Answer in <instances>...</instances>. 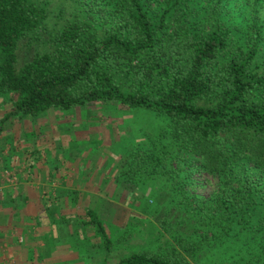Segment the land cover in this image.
Segmentation results:
<instances>
[{
	"label": "trees",
	"instance_id": "trees-1",
	"mask_svg": "<svg viewBox=\"0 0 264 264\" xmlns=\"http://www.w3.org/2000/svg\"><path fill=\"white\" fill-rule=\"evenodd\" d=\"M48 1L0 0V120L93 101L165 116L114 176L161 182L144 211L164 246L112 264H264V0Z\"/></svg>",
	"mask_w": 264,
	"mask_h": 264
},
{
	"label": "rangeland",
	"instance_id": "rangeland-1",
	"mask_svg": "<svg viewBox=\"0 0 264 264\" xmlns=\"http://www.w3.org/2000/svg\"><path fill=\"white\" fill-rule=\"evenodd\" d=\"M59 3L60 0H49L47 5L55 12ZM10 106L7 96H1L0 116L7 113L6 111L10 109ZM164 118L163 114L156 113L152 108L121 107L115 102L93 101L66 109L48 106L31 118H14L7 115L4 121L0 120V145L4 149H15L16 146L23 144L32 149L29 151L30 153L36 154L35 157H33V153L30 154L32 157L30 158L34 161L38 158L42 159V156L44 161L48 160L49 157L44 156L48 155L46 150L50 154L52 151L58 154V152L68 151L70 148L74 152H83L90 147L93 149V155H96L99 151L101 154L106 155L108 161L114 162L118 159L117 167H119L121 156L127 154L128 150L135 144L145 142L149 136L156 133L164 123ZM13 134L15 135L13 136ZM71 134L73 136L72 142L71 139L64 140L65 137L67 138ZM5 135L6 137L12 135L14 144L9 145L8 140L11 139H7ZM23 141L24 143H22ZM76 156L78 155L68 156L65 160L74 158L71 162L75 161V164L78 162ZM58 161L60 160L58 159ZM58 161L57 158L54 159L55 163H58ZM102 161L104 160H98V162L93 160L89 163L95 169L96 165H101ZM117 171L118 168L115 174H117ZM193 178L194 183L191 189L195 192L207 195L212 190L214 179L210 175L204 172H196ZM92 184L107 186L106 190L104 188V190H100V196H103V200H110L105 201L106 203L102 202L96 213L101 217L102 215L112 217H108V221H103L110 234V241L107 245L108 250L101 240L100 244L98 242H92L93 244H91L90 240L83 239L82 233L79 231L74 232V229L68 232V224L66 226L64 222L61 223L60 220H57L54 224L55 234L44 233L40 237H26L24 239L20 251L22 258L14 264H75L77 262L92 264V259L94 262H103L106 257H108L106 264H112L121 256L132 251L156 250L164 246L163 236L160 237L158 233V230L160 231L158 223L152 214L144 211V209H152L155 206L153 197L156 199V196H158L157 191H161L163 188L158 179L152 182L150 186L152 190L150 191L147 186L150 184L149 182H139L135 187L122 185V187H125L126 192L122 191L121 187L111 192V188L108 189L111 183L105 181L95 180ZM89 198H86V202H84H89ZM90 204V207L94 206L96 209L94 204ZM78 211H84L82 205L78 207ZM92 227L90 226V229L93 230ZM82 231L85 234L88 232L87 236L91 235L92 232L88 229ZM51 232L53 233V231ZM67 232L68 236L62 238ZM66 240H73L78 243L80 241V244H82L81 253H77V248L67 249V251L71 250V254H73L71 258L73 262L71 260L64 261V257L68 253H62L57 248ZM40 241L44 244H40ZM89 246L95 250L93 254H87ZM85 253L88 256L83 261Z\"/></svg>",
	"mask_w": 264,
	"mask_h": 264
},
{
	"label": "crops",
	"instance_id": "crops-1",
	"mask_svg": "<svg viewBox=\"0 0 264 264\" xmlns=\"http://www.w3.org/2000/svg\"><path fill=\"white\" fill-rule=\"evenodd\" d=\"M13 136L7 135L6 137L5 135L7 139H11L8 140L9 145L14 144ZM70 139L72 142V134L64 138V140ZM19 146H16L15 149H4L0 145V264H14L22 258L21 244L26 237H40L44 233L55 234L54 224L57 220H60L61 223L64 222L66 226L68 224V232L74 229V232L82 233L84 240H90L91 244L96 242L99 236L93 227V230L90 229L93 224L89 221L85 208L98 211L102 202L106 203L105 201L110 200H103V196H100V190H106L107 186L93 185L95 180L111 183L108 189L111 188L114 191L121 187L119 182L114 179L118 168V159L114 162L108 161L106 155L99 151L93 155V149L90 147L83 152H74L70 148V150L60 151L58 154L54 151L50 154L44 148L48 154L44 156L49 157L45 161L48 162L44 161L43 156V160L38 158L34 161L30 156L33 152H29L32 149L23 144ZM33 155L35 157L36 154L33 153ZM74 155H78L76 156L77 163L71 162L74 158L65 160L66 157ZM56 158L57 161L60 160L58 161L59 165L54 162ZM93 160L95 162L104 161L93 169V165L89 163ZM4 173L8 174L3 175ZM88 197H90L89 202L85 203V199ZM90 203L94 204L96 209L94 206L90 207ZM80 205L84 209L83 212L78 211ZM98 217L102 221H108V217L111 216L102 215L101 217L98 214ZM83 229L92 231L91 235L88 237V232L85 234ZM68 232L62 238L67 237ZM40 242V244H44L42 241ZM79 244L80 241L78 243L66 240L60 244V247H57L58 251L68 253L64 257V261H72L73 254H71V250L67 251L68 248L72 250L77 248V253H81L82 244ZM87 249V254L95 252L90 246ZM77 253L74 254L78 255ZM87 254L85 253L83 256V261L88 256ZM107 258L103 262H94L92 259V264H106ZM75 264H84V262Z\"/></svg>",
	"mask_w": 264,
	"mask_h": 264
}]
</instances>
